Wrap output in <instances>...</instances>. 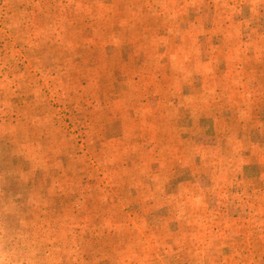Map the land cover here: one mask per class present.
Listing matches in <instances>:
<instances>
[{"label": "rangeland", "instance_id": "obj_1", "mask_svg": "<svg viewBox=\"0 0 264 264\" xmlns=\"http://www.w3.org/2000/svg\"><path fill=\"white\" fill-rule=\"evenodd\" d=\"M5 264H264V0H0Z\"/></svg>", "mask_w": 264, "mask_h": 264}, {"label": "clouds", "instance_id": "obj_2", "mask_svg": "<svg viewBox=\"0 0 264 264\" xmlns=\"http://www.w3.org/2000/svg\"><path fill=\"white\" fill-rule=\"evenodd\" d=\"M2 246H3V242H2V239H0V247ZM0 264H5V260L3 259L2 254H0Z\"/></svg>", "mask_w": 264, "mask_h": 264}]
</instances>
